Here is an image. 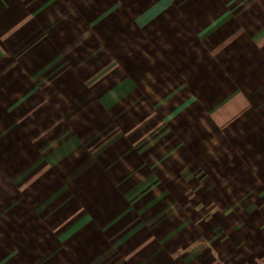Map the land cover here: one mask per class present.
Returning <instances> with one entry per match:
<instances>
[{"label": "clouds", "instance_id": "9594fccd", "mask_svg": "<svg viewBox=\"0 0 264 264\" xmlns=\"http://www.w3.org/2000/svg\"><path fill=\"white\" fill-rule=\"evenodd\" d=\"M0 264H264V0H0Z\"/></svg>", "mask_w": 264, "mask_h": 264}]
</instances>
